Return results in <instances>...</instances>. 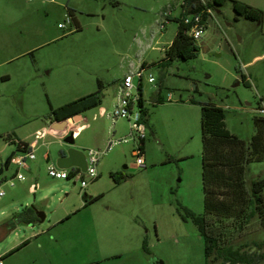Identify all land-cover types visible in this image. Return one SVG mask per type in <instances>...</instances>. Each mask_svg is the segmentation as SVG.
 <instances>
[{
	"label": "rangeland",
	"instance_id": "374dc122",
	"mask_svg": "<svg viewBox=\"0 0 264 264\" xmlns=\"http://www.w3.org/2000/svg\"><path fill=\"white\" fill-rule=\"evenodd\" d=\"M237 1L261 10V23L236 18L229 1L214 6L197 56L162 65L177 31L179 0H0V168L12 152L25 157L10 141L37 146L35 160L22 168L12 163L0 175L2 264H206L203 240L188 219L203 212L200 107L223 109L226 130L245 142L253 120L264 118V0ZM171 5L172 20L165 22ZM142 63L153 65L142 78L147 119L139 169L129 123L109 115L125 74ZM98 83L101 106L73 123L72 147L86 155L109 141L127 142L99 158L95 179L82 174L81 190L47 174L68 149L62 134H37L49 127L50 107L94 93ZM16 170L25 181L11 187ZM263 178L264 163L246 166L247 187ZM30 183L39 185L34 194ZM84 195L95 200L84 206ZM30 206L43 212L42 223H8ZM252 223L231 244L255 258L249 264H264V229Z\"/></svg>",
	"mask_w": 264,
	"mask_h": 264
},
{
	"label": "trees",
	"instance_id": "16d2710c",
	"mask_svg": "<svg viewBox=\"0 0 264 264\" xmlns=\"http://www.w3.org/2000/svg\"><path fill=\"white\" fill-rule=\"evenodd\" d=\"M226 1L231 3L236 18L261 23V10L237 0H212L211 4L206 2V5L212 9L214 6H222ZM194 2V0L187 1L186 5L190 7V11L197 12L198 4ZM173 21L177 25V31L169 47L164 50V58L160 62L162 65H167L173 60L194 59L198 54L197 42L185 32L187 27L179 18ZM151 65L153 63L150 65L142 63L141 66L147 69ZM137 91V108L140 120L145 125L147 111L144 108L142 81H139ZM100 93L101 85L98 83L96 92L55 109L50 107V122H60L77 115L82 116L85 112L100 107ZM200 109L203 212L200 216L189 214L188 219L203 240L206 264H249L254 262L255 258H251L243 251L244 246L234 249L231 243L235 236L245 233L253 224V219L261 229H264V178L251 182L249 187L245 182L246 166L251 163H264V118L253 120L254 134L248 142H245L226 130L223 109L210 103L201 105ZM144 142L145 139L141 141L143 155ZM10 143L16 145L17 151L29 150L27 143L21 141L16 143L10 141ZM62 154L64 153L60 155ZM111 177L116 183L118 182L115 177L112 175ZM83 199L84 206L95 200L86 195ZM11 222L29 225L38 220L30 207H24L13 214L8 223ZM27 243L28 241H25L19 247Z\"/></svg>",
	"mask_w": 264,
	"mask_h": 264
},
{
	"label": "built area",
	"instance_id": "2783aa9c",
	"mask_svg": "<svg viewBox=\"0 0 264 264\" xmlns=\"http://www.w3.org/2000/svg\"><path fill=\"white\" fill-rule=\"evenodd\" d=\"M29 1V0H27ZM187 1L193 0H179L178 10H179V19L181 23L187 27L185 31L195 42H198L202 35L204 34L207 23L209 20L213 19L214 12L211 8H208L206 2L203 0H194V3L198 4L199 10L197 12L190 11V7L186 5ZM197 6V5H196ZM182 14V15H181ZM181 15V16H180ZM162 18L165 22L170 21L171 18V8H167L166 11L163 12ZM165 22L158 23L157 30L162 32L165 27ZM146 71L142 66H140L135 71H130L125 74L123 80L119 84L118 94H117V103L114 106V110L109 118L112 122L116 121L119 118H124L129 123V137L133 139L135 142V148L132 151V156L135 159L134 168H143L144 167V155L141 151V141L145 139V126L140 120V114L137 108L138 102V91L136 89V94L132 93L134 89L133 79L137 77L139 81H142L143 73ZM138 81V83H139ZM147 82L149 84L154 83V79L148 75ZM138 87V86H137ZM170 96H168V99ZM260 113H263L262 109H258ZM78 126H74V124L67 125L65 130L61 132V138L67 136L68 134L72 135V138H76L77 136ZM47 135L46 131H41L37 134V139H43ZM127 142L126 139H122L119 141H109L104 150L94 151L88 150L85 158L87 163V169L85 174H87L90 178L95 179L97 177L95 172V166L101 156L106 154L111 150V148L117 144ZM36 149V144L33 143L29 145V150L25 153V157L16 158L15 154L13 155L10 164H15L19 168L24 167L25 160H35L34 150ZM48 160V156L46 157ZM28 170V169H27ZM47 174L49 177L56 180H72L73 184L79 183L80 189L83 190L86 187L85 181L82 179V174L78 169L72 168L69 170H61L56 168V166H48ZM15 181H24V176L18 171L14 174L12 180H10L9 185L11 187L14 186ZM34 189V186H32ZM4 196V192L0 191V198ZM0 264L1 258H0Z\"/></svg>",
	"mask_w": 264,
	"mask_h": 264
},
{
	"label": "water",
	"instance_id": "95a60500",
	"mask_svg": "<svg viewBox=\"0 0 264 264\" xmlns=\"http://www.w3.org/2000/svg\"><path fill=\"white\" fill-rule=\"evenodd\" d=\"M218 13V12H216ZM238 79L241 78L238 76ZM80 120V115L74 116L72 118H68L66 120L60 122H53L52 129L57 132H63L67 125L76 123ZM64 144L68 146V149L64 152V154L59 155V157L55 161V166L61 170H69L72 168L78 169L81 173H85L87 169V163L85 155L74 149L72 146L74 144V139L72 138L71 134H68L64 138H62ZM15 153L12 152L4 161L2 167L0 168V175L8 170L10 165L11 159ZM126 168V167H124ZM33 210L35 217L38 220V223H42L44 221V214L42 211L37 210L35 207L30 206Z\"/></svg>",
	"mask_w": 264,
	"mask_h": 264
},
{
	"label": "crops",
	"instance_id": "0c3cea01",
	"mask_svg": "<svg viewBox=\"0 0 264 264\" xmlns=\"http://www.w3.org/2000/svg\"><path fill=\"white\" fill-rule=\"evenodd\" d=\"M204 1V0H203ZM178 4H179V2H177L176 3V8L178 9ZM167 8H171L172 9V5L171 6H167ZM170 20H172V18H170ZM82 120V116H80V120L78 121V122H80ZM42 131H46L47 132V135H57V136H59V134L61 133V132H56L55 130H53L52 129V123L51 122H49V127L47 128V129H44V130H42ZM34 142H32V143H30L29 145H31V144H33ZM37 147V146H36ZM48 160H49V157H48ZM19 170H16L15 171V173L16 172H18ZM28 173H30V169H28V171H27ZM13 178V177H12ZM37 179L39 180L40 178H38L37 177ZM25 181V180H24ZM20 182V181H19ZM23 182V181H22ZM32 186H34V189L32 188ZM39 189V185L37 184V183H30V185H29V191L31 192V193H35L37 190ZM83 202H84V199H83ZM37 210H39V211H41L40 209H38V208H36ZM16 212H18V211H16ZM15 212V213H16ZM70 214L69 213H67L66 215H65V217L63 218V219H60L59 221H62V220H64L65 218H67L68 216H69ZM35 224H38V222H36V223H32V224H29V225H31L32 227H33V225H35ZM25 242V241H24ZM22 244V243H21ZM20 244V245H21ZM19 245V246H20ZM23 247V246H22ZM19 248H21V247H19ZM11 252V251H10ZM9 252V253H10Z\"/></svg>",
	"mask_w": 264,
	"mask_h": 264
},
{
	"label": "flooded vegetation",
	"instance_id": "af4514ba",
	"mask_svg": "<svg viewBox=\"0 0 264 264\" xmlns=\"http://www.w3.org/2000/svg\"><path fill=\"white\" fill-rule=\"evenodd\" d=\"M238 76L241 78L240 80H243L244 79V77L241 74H238Z\"/></svg>",
	"mask_w": 264,
	"mask_h": 264
}]
</instances>
